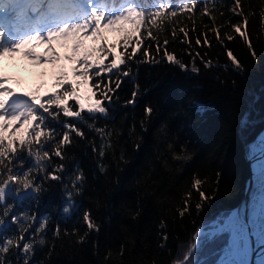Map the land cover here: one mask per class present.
<instances>
[{"label":"trees","instance_id":"1","mask_svg":"<svg viewBox=\"0 0 264 264\" xmlns=\"http://www.w3.org/2000/svg\"><path fill=\"white\" fill-rule=\"evenodd\" d=\"M204 3L199 0L192 12H178L177 17L170 18L175 23L165 21L158 36L159 54L155 41L145 33L144 43L151 45L147 49L151 57L161 60L166 48L188 70L166 60L142 62L145 58L137 53V60L128 61L132 75L123 78L112 116L96 122L112 135L102 139L100 133L85 127L87 139L74 137L77 143L66 149L64 160L52 156V165H65L64 183L78 170L84 173L82 193L74 196L75 210L63 213V184L50 179L44 180L46 191L38 200L9 198V203H16L17 213L49 217L42 233L47 243L37 249L30 264H173L193 242L197 229L210 233L239 204L249 177L247 158L264 131V0H240L237 11L242 10L243 17L234 14V0H207L208 11L202 15ZM245 17L246 36L256 58L248 40L233 27L240 25L244 30ZM150 30L157 35V27ZM197 37L200 45L196 44ZM228 49L241 62L243 71L234 68ZM204 61H211L213 67H205ZM193 67L199 71L193 72ZM57 74L44 82L50 88L47 92L57 91L52 87ZM68 78L77 79L72 74ZM136 84V103L125 106ZM81 92L90 94L87 87ZM197 102L208 105V110L198 111L193 107ZM146 105L154 109L150 118L145 115ZM61 119L70 118L61 115ZM109 142L112 147L105 146L101 157L100 146ZM30 163L26 158L25 167ZM195 179L201 180L199 188L209 197L199 212L196 205L201 197L194 188ZM185 200L189 211L181 216ZM85 211H90L99 225L98 232L88 229L83 220ZM57 224L59 236L54 235ZM16 227L10 224L7 234L18 235ZM228 235L220 233L202 243L194 254L197 264H216ZM16 251L13 247L7 254L13 264Z\"/></svg>","mask_w":264,"mask_h":264},{"label":"snow or ice","instance_id":"2","mask_svg":"<svg viewBox=\"0 0 264 264\" xmlns=\"http://www.w3.org/2000/svg\"><path fill=\"white\" fill-rule=\"evenodd\" d=\"M198 5L199 0H0V59L19 55L36 64L53 65L61 59L73 61L71 72L77 77L75 82L70 80L68 71L61 66L52 85L57 91H45L43 95L39 89L17 92L9 86L13 78L0 67V264H13L7 257L13 247L17 250L14 254L16 264H20L21 257L22 264H30L37 249L43 248L47 243L42 233L45 232L49 217H38L35 213H17L16 203H9V198L31 197L38 200L46 191L44 180L50 179L63 184L66 201L62 208L63 213L71 214L75 210L74 196L82 193L84 173L82 169L78 170L74 178L64 183L65 165H52V156L64 160L66 149L77 143L74 137L87 139L85 127L100 133L102 139L112 135L111 131L106 132L104 128L97 127L96 122L100 118L107 119L112 116L115 105L119 102L118 90L124 83L123 78L132 75L128 61L137 60V53L145 58L142 62L160 63L166 60L183 71L188 70V66L166 48L163 49L161 60H155L147 50L151 45H145L144 39L146 33L147 37L155 41L156 53L159 54L162 49L158 36L164 29L165 21L175 23L170 18L177 17L178 12H192ZM240 8V0H234V14L243 17V11H237ZM207 11L208 3L205 0L201 14L205 15ZM129 25L131 27H127ZM247 25L248 20L245 17L244 30L240 25L233 26L235 32L246 40ZM150 27H157V35H153ZM180 31L187 37L184 29ZM106 32L124 35L119 43L107 44ZM173 35L175 36V32ZM217 38L219 39L218 32ZM227 38L233 39L232 36ZM89 40L91 44L86 43ZM68 41H72L71 54L61 57L53 45L65 47ZM167 44L168 40L165 39L164 45ZM196 44H201L199 37ZM205 44H209L207 38ZM40 45H46L42 53L36 51ZM248 47L253 58H256L250 40ZM116 48L122 51H113ZM227 56L236 70L243 71L241 62L230 49L227 50ZM204 66L213 67L211 61H204ZM192 71L198 72L199 69L193 67ZM85 87L90 90V94L81 92ZM138 95L139 84H136L132 98L125 101V106L135 104ZM70 101H74V105ZM193 107L201 113L209 108L199 102L194 103ZM153 111L151 106L146 105L147 117L150 118ZM61 115L70 119H61ZM78 123L81 126L78 127ZM22 130L24 134L18 135ZM105 146L112 147V144L109 142L100 146L101 157L105 155ZM136 148L139 149V144ZM92 150H97L95 144H92ZM26 158L31 161L27 167ZM259 167L264 181L262 158ZM100 171L104 172L105 168L100 166ZM201 183L199 179L194 180V188L201 197V203L196 205L198 212L209 199L200 190ZM188 196L190 198L191 193ZM188 211V201L185 200L181 216ZM260 215L259 224L253 219L246 225L239 214H236L218 223L213 232L205 234L202 229H197L193 242L187 245L186 251L182 250L181 257L175 259L173 264H197L194 254L201 244L225 232L231 233V240L218 264H244L233 257L242 246L246 249L249 226L253 229L259 228L260 242L264 244V211ZM83 220L89 230L99 231V225L92 219L90 211L84 212ZM10 224L17 226L18 235L7 234ZM54 235H60L59 224L56 225ZM202 236L206 237L204 241L201 240ZM80 239L82 241L83 237ZM163 240H167L166 234Z\"/></svg>","mask_w":264,"mask_h":264},{"label":"rangeland","instance_id":"3","mask_svg":"<svg viewBox=\"0 0 264 264\" xmlns=\"http://www.w3.org/2000/svg\"><path fill=\"white\" fill-rule=\"evenodd\" d=\"M127 27H131L130 25ZM105 35L107 36V41L106 43H112L114 44L115 42H118L121 40L122 36L124 35L123 33H118V32H106ZM87 44H90L89 41L86 42ZM43 50L45 49L46 45H42ZM55 50L60 54L61 57L65 56L66 54L71 53L72 49V41L67 42V46L61 47L59 44H54L53 45ZM37 51V50H36ZM64 63V70L68 71L69 74H71V69L73 68V65L66 60L61 59L58 61L55 65L53 64H36L32 60L25 59L22 56H16V57H4L3 59H0V67L3 68V71L11 76L13 79L10 81L12 82H17L18 86H11L13 87L17 92L24 91V89H30L34 90L36 87V84H34L32 81L37 82L38 84L45 79L43 78H49L53 77L55 72H59L62 64ZM41 76L43 78H41ZM27 87V88H26ZM38 89L40 92H45L47 89H45L44 84H40L38 86ZM23 132V130L21 131ZM264 131L261 133V135L258 138V143L254 146V152L251 154H255L259 150L264 148ZM217 226V225H216ZM214 226L211 228L210 232H213L216 228ZM204 233V232H203ZM229 237V235H228ZM225 248V247H224Z\"/></svg>","mask_w":264,"mask_h":264},{"label":"bare ground","instance_id":"4","mask_svg":"<svg viewBox=\"0 0 264 264\" xmlns=\"http://www.w3.org/2000/svg\"><path fill=\"white\" fill-rule=\"evenodd\" d=\"M261 158L264 159V155L257 157V158H254L252 161V169H253V171L256 172L255 175H259L261 173V169L259 167ZM262 183H264V181H262V178L260 176L257 179V181H255V188H254L253 192L250 193V195L247 199L248 208H249L250 213H251L249 224L253 219L256 220L257 224H259L261 222V215L260 214L262 211H264V188H262ZM235 215H236V212L234 211L229 216H227L224 220H227L229 217H232ZM258 233H259L258 227L256 229H253L251 226H249V236H250V241H251L252 245H256L257 243H260V237H259ZM230 240H231V234H230V237L228 239V242H227L225 248L228 246ZM246 255H247V253L242 246L241 250L238 251V253L233 257V259H235L237 261H243L244 262L246 259ZM223 257H224V250L221 253L216 264H218V262ZM254 264H264V244H262L261 247L259 248V251L256 255Z\"/></svg>","mask_w":264,"mask_h":264},{"label":"water","instance_id":"5","mask_svg":"<svg viewBox=\"0 0 264 264\" xmlns=\"http://www.w3.org/2000/svg\"><path fill=\"white\" fill-rule=\"evenodd\" d=\"M261 154H264V148L259 150L258 152H256L255 154L249 156L247 158L248 161V166H249V177L246 181V185L243 191V196L241 198V201L239 202V204L230 212V214L232 212H236V214H239L240 218L243 220V222L246 225H249V220H250V210L248 208V204H247V199L250 195L251 192H253L254 188H255V181H257V179L261 176V173L259 175H255V171H253L252 169V161L254 158L260 157L262 156ZM258 177V178H257ZM20 199V198H18ZM229 214V215H230ZM228 215V216H229ZM248 233H249V227H248ZM229 233V237H230ZM228 237V239H229ZM228 242V241H227ZM262 243H257L256 245H252L251 241H250V236L248 235V240H247V247L246 249H244L247 253L246 255V259L244 261V264H254L255 262V258L256 255L259 251V248L261 247Z\"/></svg>","mask_w":264,"mask_h":264}]
</instances>
